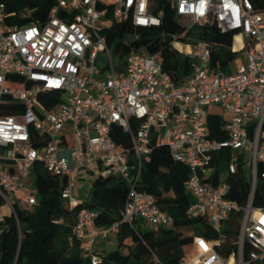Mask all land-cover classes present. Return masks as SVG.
<instances>
[{
  "label": "built area",
  "instance_id": "1",
  "mask_svg": "<svg viewBox=\"0 0 264 264\" xmlns=\"http://www.w3.org/2000/svg\"><path fill=\"white\" fill-rule=\"evenodd\" d=\"M50 1L43 22L17 25L6 22L14 14L0 0V234L14 217L20 241L16 211L38 204L26 184L36 164L63 179L60 197L70 209L83 203L77 195L90 193L97 177L125 182L119 221L97 227L95 212L82 209L77 215L72 234L90 264L102 260L97 241L110 239L121 223L134 231L139 219L172 227L173 219L139 184L144 160L157 145L188 170L186 215L218 233L216 240L194 237L195 250L185 264H247L245 245L249 261L262 262L264 204L252 203L258 180L264 183V12L250 0H163L183 32L207 24L234 33L239 47L232 50L244 60L232 73L212 72L209 43L173 36L171 45L192 61L190 73L176 84L158 54L119 58L101 34L112 23L159 26L163 9L157 0ZM215 106L220 113L209 111ZM222 114L225 138L219 140L210 134L208 117ZM114 126L128 146L113 140ZM239 172L249 185L244 205L229 198ZM237 214V250L225 258L217 250L225 238L222 228Z\"/></svg>",
  "mask_w": 264,
  "mask_h": 264
},
{
  "label": "trees",
  "instance_id": "2",
  "mask_svg": "<svg viewBox=\"0 0 264 264\" xmlns=\"http://www.w3.org/2000/svg\"><path fill=\"white\" fill-rule=\"evenodd\" d=\"M9 24H32L43 22L52 6L50 0H3ZM254 9L264 12V0H250ZM163 9L157 27L134 28L129 23H112L102 31L107 46L119 58L130 52L158 54L162 70L176 84L190 73L191 59L181 55L171 45L173 36L182 35V42L201 40L211 45L209 70L227 71L239 52L233 51L234 33H222L215 25H194L183 32L181 22L163 0H157ZM239 41V37L235 38ZM176 47L179 48L178 45ZM47 107H50L47 106ZM222 115H210L208 127L212 137L223 140L225 134L220 127ZM112 138L118 145L128 146V138L120 128H112ZM226 160V159H225ZM221 160V170L224 165ZM262 171V167H259ZM35 193L38 204L29 210H17L21 237L14 217H8L7 228L0 234V264H90L82 257L78 241L72 234L78 213L87 209L96 213L95 225L107 227L120 220V212L127 196L125 182L117 176L97 177L92 182L89 198L85 203L70 209L61 199L63 179L47 173L40 164L33 167ZM187 168L174 162L164 146L153 145L145 158L140 189L151 194L157 207L173 219L170 228L134 231L121 223L115 233L116 248L102 254L100 264H185L195 250L194 237L216 240L218 233L202 219H191L186 215L190 197L183 187L187 179ZM229 198L240 205L246 203L249 185L246 178L237 173L231 180ZM253 206L264 204V183L258 180L254 192ZM238 214L225 222L222 233L225 238L217 247L223 257H228L237 247L233 244L237 236ZM192 234L183 235L182 231ZM126 250V253L123 251ZM250 248L243 246L242 256L247 264H264L249 261Z\"/></svg>",
  "mask_w": 264,
  "mask_h": 264
},
{
  "label": "rangeland",
  "instance_id": "3",
  "mask_svg": "<svg viewBox=\"0 0 264 264\" xmlns=\"http://www.w3.org/2000/svg\"><path fill=\"white\" fill-rule=\"evenodd\" d=\"M239 47V42L235 40V42L233 43V48L234 49H238ZM244 62L243 58L241 57V54H237L236 57L234 58V60L230 63V65L227 68V71H225V73H232L234 72L238 65L242 64ZM97 66L98 67H103L104 66V59L101 57H98L97 59ZM210 112L212 113H220V109L218 106L215 107H211L209 109ZM245 177H248V169H246L244 171ZM92 179H94V176L92 177ZM35 178H34V174L31 175V179L29 181L26 182V184L29 186V188L32 191H35ZM81 196L82 198V202L85 203L88 198H89V193L85 194L82 196V194L79 195V197ZM136 228L139 229V231H146V230H156L158 228H160L159 226H154V225H149V224H142L139 223L136 225ZM183 235H190L192 234L191 230H184L182 231ZM107 242V243H106ZM96 246L99 249H104L105 252L114 250L116 248V241H115V234H113L110 239L106 240V241H102V240H98L96 243ZM123 253H126V250L123 251Z\"/></svg>",
  "mask_w": 264,
  "mask_h": 264
},
{
  "label": "crops",
  "instance_id": "4",
  "mask_svg": "<svg viewBox=\"0 0 264 264\" xmlns=\"http://www.w3.org/2000/svg\"><path fill=\"white\" fill-rule=\"evenodd\" d=\"M79 195L80 194H78L77 196L79 197ZM83 196V195H82ZM80 198H81V196H80ZM139 223H142V224H144V225H146L147 223L145 222V221H143V220H141V219H139L138 221H137V224H139ZM136 224V225H137ZM139 230V229H138ZM107 243V242H106ZM98 248V247H97ZM99 249V248H98ZM101 252H102V254H104L105 253V250L104 249H99Z\"/></svg>",
  "mask_w": 264,
  "mask_h": 264
}]
</instances>
